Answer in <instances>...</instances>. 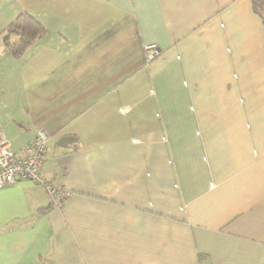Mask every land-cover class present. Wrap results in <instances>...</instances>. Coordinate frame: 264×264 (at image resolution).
Returning a JSON list of instances; mask_svg holds the SVG:
<instances>
[{
    "label": "crops",
    "instance_id": "crops-1",
    "mask_svg": "<svg viewBox=\"0 0 264 264\" xmlns=\"http://www.w3.org/2000/svg\"><path fill=\"white\" fill-rule=\"evenodd\" d=\"M0 128L49 137L0 189V264H264V21L254 0H0ZM146 45L160 54L151 61Z\"/></svg>",
    "mask_w": 264,
    "mask_h": 264
},
{
    "label": "built area",
    "instance_id": "built-area-1",
    "mask_svg": "<svg viewBox=\"0 0 264 264\" xmlns=\"http://www.w3.org/2000/svg\"><path fill=\"white\" fill-rule=\"evenodd\" d=\"M146 57L153 60L160 54L156 45H146ZM49 148V137L44 131H38L33 140L21 152H15L0 128V189L18 182L41 185L46 189L53 209L62 208L71 192L64 186H55L46 180L42 167Z\"/></svg>",
    "mask_w": 264,
    "mask_h": 264
},
{
    "label": "trees",
    "instance_id": "trees-1",
    "mask_svg": "<svg viewBox=\"0 0 264 264\" xmlns=\"http://www.w3.org/2000/svg\"><path fill=\"white\" fill-rule=\"evenodd\" d=\"M254 8L264 21V0H254ZM46 33V28L34 16L21 13L0 33V38L9 55L18 59Z\"/></svg>",
    "mask_w": 264,
    "mask_h": 264
}]
</instances>
